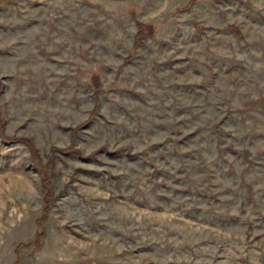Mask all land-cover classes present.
<instances>
[{"label":"rangeland","instance_id":"374dc122","mask_svg":"<svg viewBox=\"0 0 264 264\" xmlns=\"http://www.w3.org/2000/svg\"><path fill=\"white\" fill-rule=\"evenodd\" d=\"M0 264H264V0H0Z\"/></svg>","mask_w":264,"mask_h":264}]
</instances>
